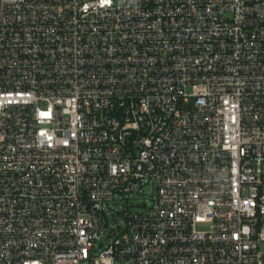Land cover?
<instances>
[{
    "label": "built area",
    "instance_id": "obj_1",
    "mask_svg": "<svg viewBox=\"0 0 264 264\" xmlns=\"http://www.w3.org/2000/svg\"><path fill=\"white\" fill-rule=\"evenodd\" d=\"M262 242L264 0H0V264H264Z\"/></svg>",
    "mask_w": 264,
    "mask_h": 264
},
{
    "label": "rangeland",
    "instance_id": "obj_2",
    "mask_svg": "<svg viewBox=\"0 0 264 264\" xmlns=\"http://www.w3.org/2000/svg\"><path fill=\"white\" fill-rule=\"evenodd\" d=\"M155 194V185L152 182L143 183V185L140 187V190H137L133 192L129 196V204L130 209H141L144 207L146 203L150 202L151 195ZM109 209H107V220L109 225L114 226H124V218H123V212L126 209V205L124 202V199L120 198L118 195H113V198H111L108 201ZM202 228H205L206 225H199ZM260 249L264 251V242L260 244ZM88 264H92V262H89ZM121 264H126L125 260L122 261Z\"/></svg>",
    "mask_w": 264,
    "mask_h": 264
}]
</instances>
